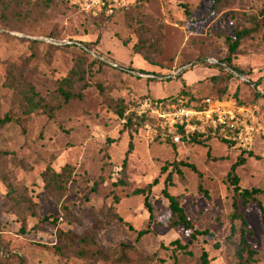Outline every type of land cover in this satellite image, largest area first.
Listing matches in <instances>:
<instances>
[{"label": "rangeland", "instance_id": "rangeland-1", "mask_svg": "<svg viewBox=\"0 0 264 264\" xmlns=\"http://www.w3.org/2000/svg\"><path fill=\"white\" fill-rule=\"evenodd\" d=\"M4 2L0 119L11 121L0 128V264H197L203 249L210 264H236L228 173L240 156V186L264 188V25L234 58L243 74L229 77L209 59L227 57L236 30L264 20V0H114L110 18L76 0ZM142 29L150 43L160 34L152 62L134 50ZM183 87L180 96L197 106L216 99L250 106L253 147L229 144L221 132L200 143L151 141V116L127 125L119 114ZM165 187L211 234L189 243V231L169 226ZM140 188H150L154 220L139 239L150 216ZM239 204L262 253L250 264H264V213L255 201ZM175 239L187 248L172 245Z\"/></svg>", "mask_w": 264, "mask_h": 264}, {"label": "trees", "instance_id": "trees-1", "mask_svg": "<svg viewBox=\"0 0 264 264\" xmlns=\"http://www.w3.org/2000/svg\"><path fill=\"white\" fill-rule=\"evenodd\" d=\"M54 0H46V2H52ZM219 0H216V3ZM18 2L22 5H25L27 7L32 6V5H37L39 2L41 3V0H18ZM1 6H6V3L4 0H0V7ZM262 18L264 17V8L261 11ZM112 15L106 16V18H110ZM105 17V16H104ZM254 25L249 26V27H243L239 28L235 32V37L230 39V44H229V54L227 57H224L223 59H219L217 63H214L218 65V67L221 69L225 75L232 77L235 76L236 74H243V71L234 63V58L236 57L238 51L240 50V46L249 38H253L258 32L260 31V28L264 25V20L260 19H253ZM160 34H155V41L153 43H150V33L149 31L146 30H141L139 31V40L138 42L134 45V50L137 53H140L144 55L149 61L152 62L153 58L157 54H159L160 51ZM52 43V42H51ZM89 43L87 42H82V46H80L81 49H86L90 48ZM97 61L103 62V59L101 57H95ZM111 65L116 66L115 63L112 61L109 62ZM184 93H187V90L185 87L181 90V92L176 95V96H171V97H178ZM66 100L72 97V94L66 93ZM223 96V95H222ZM129 108V107H128ZM128 108H121L119 111V114L126 118L127 120V125L133 124L136 120H140L145 122L146 117L145 116H140L137 114L136 111H129L130 109ZM11 121V117L5 116L4 118L0 119V128L4 126L7 122ZM212 135L209 133L208 135L204 134H198L195 137H193L192 141L188 142H196L200 143L203 142L204 140L208 139L209 136ZM223 140L227 141L222 137ZM229 142V141H228ZM173 143V142H172ZM232 142H229V144ZM176 144V143H174ZM133 149V142H130L129 149L127 151V156ZM1 154V152H0ZM124 159L123 166L124 168L127 166V159L128 157ZM246 158L240 156L239 159L231 166V169L228 173V181L230 184L233 186V202H232V212H231V220H232V226H231V235L235 234L236 231H238L239 228V240L237 243L236 247V258H237V263L236 264H250L254 261H257L261 257V251L257 249L254 244L251 242V240L248 237L249 232H251L249 222L245 216V214L242 212L239 200L242 199V204H247L249 202L255 201L258 203V205L261 208L262 213H264V205L262 204L260 200V195L264 197V188L260 187H253V188H243L240 186V178L237 174V167L243 163H245ZM181 164L185 166L191 167L194 171H196L200 178L202 177V173L197 169V167L192 164L188 163L185 161H180ZM155 183H157V179L155 180ZM167 184H171L172 181L167 179L166 180ZM152 184L149 186L151 188ZM149 189L146 188H140L137 189V193H142L145 195V205L148 207L150 211V216L148 218V226L140 229L138 231V238L140 239L144 235L148 234L151 231V223L154 220V215L152 213V206L149 202V197L147 192H149ZM199 190L203 191L205 195H208V192L203 188L202 183L199 184ZM164 195L169 199L170 202V217H169V226L170 227H181L186 231H189L191 235V239L189 243L193 242L194 240H197L201 235H208L211 234V232L208 229H200L196 226V224L192 221V219L189 217L187 214L185 208L182 205L181 198L179 195H173L171 194L167 187L163 189ZM120 219H122L120 217ZM240 221L239 227H236V221ZM132 227V226H130ZM229 237V236H228ZM83 237H81L82 239ZM172 245H176L180 249H185L187 248V244L181 243L179 239H175L171 242ZM48 248H57L56 245H47ZM128 247V245L124 246ZM81 254L83 253L82 251ZM100 255V253H99ZM126 258L124 254L121 255V258ZM197 264H210V257L209 253L206 249H203L202 253L199 256V260Z\"/></svg>", "mask_w": 264, "mask_h": 264}, {"label": "built area", "instance_id": "built-area-1", "mask_svg": "<svg viewBox=\"0 0 264 264\" xmlns=\"http://www.w3.org/2000/svg\"><path fill=\"white\" fill-rule=\"evenodd\" d=\"M114 0H76L81 8L97 15L114 13ZM217 63L216 59H209ZM140 116L150 117L145 122L148 138L160 139L176 144L192 141L198 134L221 132L237 146L250 150L254 145L257 127L255 115L247 105H236L232 101L209 100L204 105H194L184 97H166L160 100L145 99L137 109ZM154 121V122H151Z\"/></svg>", "mask_w": 264, "mask_h": 264}]
</instances>
